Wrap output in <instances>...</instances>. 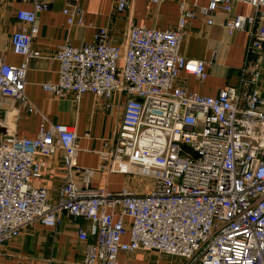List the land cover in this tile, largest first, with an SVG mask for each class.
<instances>
[{"label":"built area","instance_id":"1","mask_svg":"<svg viewBox=\"0 0 264 264\" xmlns=\"http://www.w3.org/2000/svg\"><path fill=\"white\" fill-rule=\"evenodd\" d=\"M21 1L31 8L16 11L10 50L26 61L40 57L31 48L36 14L57 0ZM64 1L67 25H82L80 5ZM130 1L117 0L116 12L123 14ZM239 2L256 10L223 24L230 35L248 33L241 85L215 97L177 87L180 73L207 79L204 62L180 54L186 21L201 15L211 25L212 13L230 14ZM179 12L172 31L130 26L120 47L101 29L91 44L60 45L57 83L42 88L76 102L85 94L125 99L113 148L101 154L97 170L140 178V191L93 188L97 170L78 165L69 126H40L35 138L7 134L0 140V247L33 222L55 229L67 214L88 223V231L77 232L85 245L82 264H123L141 252L181 264H264V93L258 88L264 81V0H211L189 10L181 4ZM27 71L26 62L7 65L0 58V95L35 113L24 95ZM246 84L252 90H242ZM58 151L65 181L51 203L35 181Z\"/></svg>","mask_w":264,"mask_h":264},{"label":"crops","instance_id":"2","mask_svg":"<svg viewBox=\"0 0 264 264\" xmlns=\"http://www.w3.org/2000/svg\"><path fill=\"white\" fill-rule=\"evenodd\" d=\"M210 1L160 0L154 4L151 0H132L123 14H118L115 10L117 0H74L82 9L83 24L69 26L62 13L66 2L57 0L50 4L48 10L36 14L34 26L37 35L31 48L38 51L40 57L25 61L12 53L10 39L18 27L14 17L16 11L30 9L31 5L23 4L21 0H0V58L7 65L17 66L26 62L28 71L24 95L36 110L28 113L18 101L0 95V140L7 134L35 138L40 126L63 124L75 132L78 165L97 170L101 154L113 148L125 99L114 94L106 102L85 94L76 102L71 95L58 99L43 90V85L57 83L59 65L54 55L58 47L63 44L74 48L91 44L97 29L106 31L107 42L120 47L130 26L172 31L179 22L181 4L189 10L194 5L205 8ZM230 11L227 14L216 10L210 15L211 25L201 15L186 21L180 54L187 60L204 62L207 79L202 82L180 73L175 80L177 87L189 93L215 97L225 88L241 85L240 71L245 62L248 33L239 31L230 35L223 24L230 16H254L256 10L239 2L233 3ZM242 88L252 90L247 84ZM258 88L264 93V81L258 84ZM64 179L62 151H58L46 159L42 177L35 184L45 188L50 202L54 203ZM92 186L110 193L121 189L140 191L139 181L99 170L95 172ZM79 229L88 231V223L67 214L62 215L61 223L55 229L33 222L21 230L15 241L0 247V264H82L85 245L77 239ZM138 255L146 259L144 254L138 253L124 257L123 264L137 262ZM150 264L165 263L150 261Z\"/></svg>","mask_w":264,"mask_h":264},{"label":"rangeland","instance_id":"3","mask_svg":"<svg viewBox=\"0 0 264 264\" xmlns=\"http://www.w3.org/2000/svg\"><path fill=\"white\" fill-rule=\"evenodd\" d=\"M136 181H140V183H142L143 180H141L140 178H135V177H130ZM142 254L145 255L146 259L144 258L143 255H138V258L136 259L137 262L135 261V263L133 262V264H150V261H152L153 263L155 262H159V261H162L163 263L165 264H181V259L178 260V259H175V258H172L170 256H161V255H158L154 252H147V253H143L141 252Z\"/></svg>","mask_w":264,"mask_h":264}]
</instances>
